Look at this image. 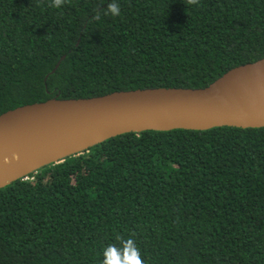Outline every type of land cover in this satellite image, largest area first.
<instances>
[{
  "label": "trees",
  "instance_id": "1",
  "mask_svg": "<svg viewBox=\"0 0 264 264\" xmlns=\"http://www.w3.org/2000/svg\"><path fill=\"white\" fill-rule=\"evenodd\" d=\"M115 2L0 0V115L264 58V0ZM118 238L144 264H264V128L126 134L0 190V264H102Z\"/></svg>",
  "mask_w": 264,
  "mask_h": 264
},
{
  "label": "water",
  "instance_id": "2",
  "mask_svg": "<svg viewBox=\"0 0 264 264\" xmlns=\"http://www.w3.org/2000/svg\"><path fill=\"white\" fill-rule=\"evenodd\" d=\"M222 127L264 128V58L230 70L204 89L56 97L6 112L0 115V190L122 135Z\"/></svg>",
  "mask_w": 264,
  "mask_h": 264
},
{
  "label": "clouds",
  "instance_id": "3",
  "mask_svg": "<svg viewBox=\"0 0 264 264\" xmlns=\"http://www.w3.org/2000/svg\"><path fill=\"white\" fill-rule=\"evenodd\" d=\"M65 0H53V7L61 8ZM105 15L113 17L120 15V7L113 0V3L108 5ZM120 247L114 244L106 246L103 250L102 264H144L140 249L136 246L132 238H118Z\"/></svg>",
  "mask_w": 264,
  "mask_h": 264
}]
</instances>
